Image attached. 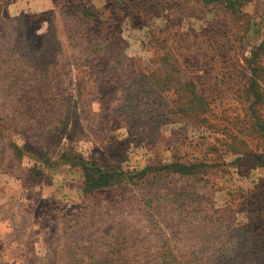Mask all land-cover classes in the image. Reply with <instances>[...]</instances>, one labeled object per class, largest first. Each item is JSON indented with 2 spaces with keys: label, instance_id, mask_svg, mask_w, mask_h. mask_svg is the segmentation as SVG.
Returning <instances> with one entry per match:
<instances>
[{
  "label": "rangeland",
  "instance_id": "1",
  "mask_svg": "<svg viewBox=\"0 0 264 264\" xmlns=\"http://www.w3.org/2000/svg\"><path fill=\"white\" fill-rule=\"evenodd\" d=\"M69 1L0 0V264H158L162 237L188 264L238 251L231 246L253 202L264 222V104L248 108L254 97L243 75L263 42L253 64L263 97L264 0H90L89 23ZM44 32L49 58L39 48ZM98 42L103 53L86 51ZM164 45L183 75L159 95L164 115L135 125L115 110L119 63L143 73L158 66L151 58ZM185 82L210 101L198 127ZM61 153L122 170L170 161L196 168L85 194L81 170Z\"/></svg>",
  "mask_w": 264,
  "mask_h": 264
},
{
  "label": "trees",
  "instance_id": "2",
  "mask_svg": "<svg viewBox=\"0 0 264 264\" xmlns=\"http://www.w3.org/2000/svg\"><path fill=\"white\" fill-rule=\"evenodd\" d=\"M69 2V12L78 13L80 17L85 20L86 23H89L90 19L94 17L95 12L93 11V7L90 5V0H76L74 1L75 4L73 3V0H70ZM130 8L133 7L130 5ZM117 33H119V29H117ZM47 36L49 35H47L45 32L41 35L42 44L39 45V48H42L43 54L41 56L49 58V56L54 54L55 50L52 46L49 45V42L46 41ZM66 37L71 38L73 37V34H67ZM113 38L118 41V38ZM88 41H90V39ZM91 42L94 43V41ZM97 44L99 48L96 47L97 45L94 48L88 45L89 47L86 51L94 53L95 49L97 48V50L101 51L100 53H103L106 43L102 45L101 42H98ZM262 44L263 42H260L251 50L250 57L248 60H246L247 65L249 66L246 67L245 72L243 73L244 80H247L249 84L248 91H250L251 95L254 97V100L248 103V108L250 109L253 108V106L256 104H264V96L262 97L260 95L261 91L259 92L257 89L259 88V79L257 77L259 68H257L256 65H253L257 52L261 51ZM70 45L74 50L79 49L77 43H70ZM93 45H95V43ZM159 48V54H156V56L151 58V60H157L156 63L158 64V66L153 69L143 68V73L131 71V64L129 61H122L119 63V65H121L122 67L123 76L120 78V80L123 90L115 94V97L119 101V105L115 108V110L121 115L127 114L130 118H132V123H134L135 125H144L145 123L147 125L144 127H147L148 125H152V115L157 117L159 116V114L156 113L163 114L162 111L164 107L163 105H160V102L164 101H162V98H159V95L162 94V91L167 86L168 81L170 80V78H172L173 74L183 75V71L178 66L174 54L171 53V49L167 48L166 45L160 46ZM80 49L83 51L84 48ZM95 54L96 53L92 55L94 56ZM46 63H48V60H45V65H47ZM223 76L224 75H222L221 78H223ZM224 77L226 78V80H229L234 77V74L225 75ZM185 83L191 86V89L194 93V100L192 101L191 106L186 109H190L189 114L193 118V124L198 127L197 122L203 123L205 121V114L210 111V101L207 100L205 96L198 94L193 84H190V82ZM114 84L116 85V82H114ZM219 86H221V84ZM238 86L240 87V84H238ZM238 86L231 90L233 94L237 93V89H239ZM228 88L229 86H225V89ZM115 90H119V86ZM152 95L154 99L157 98L156 100H158V103L155 107L147 108L145 106L146 104L144 105L142 102H148ZM234 98H239V96L235 95ZM244 99L246 102L249 101L247 98ZM174 111H177V108H175ZM178 111L181 112L183 111V109H178ZM169 112L171 113L173 111ZM156 122L160 123L158 121ZM254 125H258L257 120L254 121ZM151 127L157 128L158 124ZM133 141L136 142V144L139 143L136 139H134ZM61 156H65L66 161L69 160L73 165L78 166L81 170L83 177L82 189L85 194H90L94 191L105 188L132 184L136 181L142 180L148 175V173H152L153 175H155L156 173L158 174L163 172L165 174L174 173L187 175L193 174L194 169L196 168L194 164H182L178 161H170L163 164H159L157 166H144L140 170H122L117 166L101 167L93 160L83 159L82 157L76 154L69 155L61 153L60 157ZM183 195H185L184 191L174 192V194H172V199L176 198L175 201H177V198L183 197ZM256 199H258V197H255L254 201ZM253 206L254 202L250 205V207L252 208L248 209L249 216L247 217V224L241 226L238 229L240 230V234L239 236L235 237L236 241L234 245L231 246L234 250L236 249L238 251L226 252L228 254L216 253L213 254V256L208 255L210 258H213L214 264H259L260 258L264 259V236L263 234L261 235V233L264 232V222L259 216L261 211L254 210ZM253 229H258L259 234H256L253 237L245 236L246 231H250ZM217 241H221V239L219 240V238H212L210 242L209 240H201L200 244L206 246V244L209 242V244L212 245L214 243H218ZM230 241L225 238L223 245L232 244ZM159 242L160 247L157 254L158 264H188L189 255H187V253L175 254L170 248H168L167 243L170 241L165 240L163 237L160 239ZM219 246H222V244L219 243ZM197 259L198 261H204V253H198Z\"/></svg>",
  "mask_w": 264,
  "mask_h": 264
},
{
  "label": "crops",
  "instance_id": "3",
  "mask_svg": "<svg viewBox=\"0 0 264 264\" xmlns=\"http://www.w3.org/2000/svg\"><path fill=\"white\" fill-rule=\"evenodd\" d=\"M36 1H37V0H36ZM49 1H50V0H41L42 3H44V2H45V3H49ZM42 3H41V4H42Z\"/></svg>",
  "mask_w": 264,
  "mask_h": 264
}]
</instances>
